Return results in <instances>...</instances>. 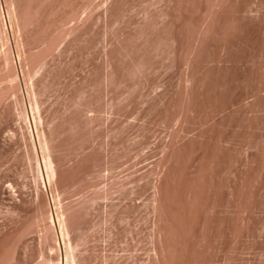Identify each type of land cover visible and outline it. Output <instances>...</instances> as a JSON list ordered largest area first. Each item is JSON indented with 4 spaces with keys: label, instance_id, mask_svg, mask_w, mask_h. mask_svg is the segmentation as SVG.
Masks as SVG:
<instances>
[{
    "label": "rangeland",
    "instance_id": "1",
    "mask_svg": "<svg viewBox=\"0 0 264 264\" xmlns=\"http://www.w3.org/2000/svg\"><path fill=\"white\" fill-rule=\"evenodd\" d=\"M0 264H264V0H0Z\"/></svg>",
    "mask_w": 264,
    "mask_h": 264
}]
</instances>
